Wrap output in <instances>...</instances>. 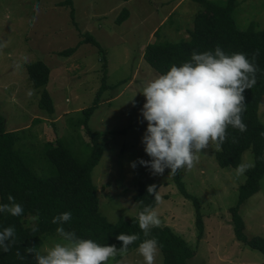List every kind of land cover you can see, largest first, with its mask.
Masks as SVG:
<instances>
[{
  "label": "rangeland",
  "instance_id": "1",
  "mask_svg": "<svg viewBox=\"0 0 264 264\" xmlns=\"http://www.w3.org/2000/svg\"><path fill=\"white\" fill-rule=\"evenodd\" d=\"M61 1L0 0V114L5 118L6 130L30 126L35 143L57 136L75 140L76 133L86 140L85 127L77 125L76 119L81 117L79 110L95 105L87 125L101 133L104 151L91 177L97 188L99 210L108 221L135 216L137 202L133 197L138 185L156 182L160 201L153 209L161 226L172 228L193 250L186 264H264L261 252L234 237L230 207L236 205L245 173L237 177L236 168L218 166L215 145L199 154L191 170L178 171L186 191L198 199L205 226L201 238L197 237L193 200L181 195L170 170L152 175L139 163L131 167L139 159H150L141 143L147 122L140 111L145 103L140 93L159 76L142 58L151 26L175 5L158 33L163 40L185 39L186 31L194 25V14L203 5L195 0H133L129 8L137 12L119 23V11L111 9L115 0H72L71 6L58 4ZM209 1L221 4L226 0ZM236 1L233 17L238 28L247 27L251 21L257 28L264 27V0ZM35 5H39V12L34 10ZM96 7L103 8L104 14L91 17ZM87 33L98 46L83 42L72 54H60ZM36 60L49 67L45 88L54 105L52 116L38 107L40 93L28 78L26 65ZM258 116L264 124V95ZM33 119L39 120L33 123ZM70 149L77 153L79 144L75 142ZM252 162V153L246 150L240 164ZM238 212L248 238L264 237V177L258 191L239 206ZM34 223L33 217L26 222ZM58 237L46 238L41 254L61 242ZM137 248L110 258L108 264H144ZM155 264H162L160 249Z\"/></svg>",
  "mask_w": 264,
  "mask_h": 264
},
{
  "label": "trees",
  "instance_id": "2",
  "mask_svg": "<svg viewBox=\"0 0 264 264\" xmlns=\"http://www.w3.org/2000/svg\"><path fill=\"white\" fill-rule=\"evenodd\" d=\"M195 1L204 8L194 14V25L188 29V37L175 42L163 40L157 29L154 32L155 40L145 45L142 58L162 75L170 70L172 65L180 66L189 61L193 52L199 54L214 51L219 47L228 55L244 53L251 60L253 54L258 51L254 61L258 68L256 83L243 93L246 111L242 119L247 130L240 132L229 126L227 139L221 150L214 152V157L221 168H236L241 163L243 153L246 150L251 151L254 167L245 172V179L238 186L236 205L230 207V212L235 239L264 255V237L255 235L248 238L244 232L243 218L238 212L239 206L258 191L260 180L264 177V137L260 135L264 132V124L258 116L259 103L264 95V27L257 28L251 21L247 27L238 28L233 17L236 0H226L221 4L209 0ZM58 4L71 6L72 0H64ZM127 13V9L123 8L117 22L125 20ZM83 42L98 46L95 38L87 33L75 46L60 51V54H72ZM26 68L29 80L40 93L38 107L52 116L54 105L45 88L49 67L36 60L28 63ZM101 90L102 87L98 92ZM94 108L95 105H90L79 110L81 117L76 119L77 125H84L83 130L86 131L88 139L85 140L80 133H76L75 140H72L71 136L67 141L57 136L41 143L32 141L30 126L19 130H6L5 118L0 114V205L10 204L8 196L11 195L14 202L23 208L20 216L0 213V231L8 227L15 229V243L11 245L9 252L0 250V264H36L35 254L26 253L25 249L34 246L40 251L46 238L58 237L56 229L61 225L53 224L52 220L65 212L71 213V219L62 227L66 231H74L79 238L120 248L122 242L117 240L116 236L120 233L138 234L140 238L129 245L127 252L137 248L145 239L137 217L145 207H155L154 195H150L147 188L156 185L158 191L159 184L150 182L138 185L133 197L137 202L135 216L110 222L100 212L97 188L91 171L102 156L104 145L101 133L91 130L87 125ZM38 120L33 119V123ZM75 142L79 144L77 153L70 149ZM173 182L181 195L193 200L197 237L201 238L205 226L198 199L186 191L178 172L173 175ZM32 217H36L35 223L27 225L26 222ZM33 228L36 231H33ZM147 238H155L158 241L162 264H186L187 259L193 255V250L186 241L167 225L153 227ZM17 251L25 259H19Z\"/></svg>",
  "mask_w": 264,
  "mask_h": 264
},
{
  "label": "clouds",
  "instance_id": "3",
  "mask_svg": "<svg viewBox=\"0 0 264 264\" xmlns=\"http://www.w3.org/2000/svg\"><path fill=\"white\" fill-rule=\"evenodd\" d=\"M34 10L39 12V5H35ZM257 55L258 51L249 60L244 53L228 55L219 47L199 54L193 52L189 61L180 66L172 65L165 74L148 82L140 93L145 98L140 111L147 122L141 143L150 159H139L132 162L131 167L139 163L152 175H163L165 169L170 170L169 175L181 169L191 170L199 161V154L210 145L221 150L229 126L246 131L242 119L246 111L243 93L256 83L258 68L254 61ZM260 135L264 137V132ZM251 167L254 164L237 165L236 176L243 175ZM147 192L159 203L156 185L148 186ZM8 200L10 204L0 205V213L22 215L23 208L14 202V197L9 195ZM70 219V212L53 218V224L61 225L56 229L61 242L55 243L46 253L41 254L34 246L25 249L26 253L35 254L36 264H108L110 258L126 254L129 245L140 238L138 234L120 233L116 236L122 242L120 248L100 245L91 239L79 238L74 231H66L62 225ZM137 219L145 237L137 252L144 264H155L158 241L147 237L153 227L161 225V220L150 206L139 212ZM14 243L13 227L0 231V250L9 252ZM16 255L25 259L19 251ZM116 264L122 262L116 261Z\"/></svg>",
  "mask_w": 264,
  "mask_h": 264
},
{
  "label": "crops",
  "instance_id": "4",
  "mask_svg": "<svg viewBox=\"0 0 264 264\" xmlns=\"http://www.w3.org/2000/svg\"><path fill=\"white\" fill-rule=\"evenodd\" d=\"M132 1L133 0H126V1H123V0H115V3H113V5H112V7L113 8H111V9H114V10H118L119 11V13H120V11L123 9L122 7H126V9H127V11H128V13H127V17H126V19L128 18V16H129V14L131 13V15H133L135 12H137V10L135 9V8H133L132 7V11L130 10V8H129V5H131L132 6ZM101 6V4L98 6V7H100ZM237 6V5H236ZM98 7H96V9L94 10V12H91V17L93 16V15H103L104 14V12H102L103 10H101V9H103V8H98ZM120 8H121V10H120ZM175 8V5H173L161 18H160V20L157 22V23H154V24H152V26H151V29H150V31H149V35H148V39L146 40V44L147 43H150V42H153L154 40H155V34H154V32L158 29V27L159 26H162L167 20H169V18H170V14L171 13H173V12H171L172 11V9H174ZM236 8V7H235ZM141 15V14H140ZM169 16V17H168ZM117 17V16H116ZM168 17V18H167ZM125 19V20H126ZM124 21V20H123ZM121 23V22H120ZM94 22L93 23H91V32L94 30ZM97 30V29H96ZM186 32H188V30L186 31ZM187 34V33H186ZM188 35V34H187ZM150 38H153V41H150Z\"/></svg>",
  "mask_w": 264,
  "mask_h": 264
}]
</instances>
